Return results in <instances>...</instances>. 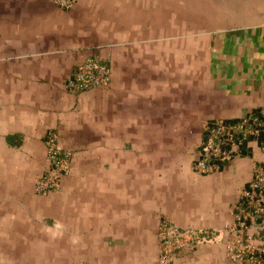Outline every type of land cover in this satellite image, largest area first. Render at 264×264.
<instances>
[{"label": "crops", "instance_id": "0c3cea01", "mask_svg": "<svg viewBox=\"0 0 264 264\" xmlns=\"http://www.w3.org/2000/svg\"><path fill=\"white\" fill-rule=\"evenodd\" d=\"M69 1L0 0V264H160L162 220L208 237L171 264H233L222 229L264 132L194 163L210 121L264 108V0ZM96 54L109 85L72 92ZM49 130L71 171L42 195Z\"/></svg>", "mask_w": 264, "mask_h": 264}, {"label": "built area", "instance_id": "2783aa9c", "mask_svg": "<svg viewBox=\"0 0 264 264\" xmlns=\"http://www.w3.org/2000/svg\"><path fill=\"white\" fill-rule=\"evenodd\" d=\"M55 1L64 8L70 4L69 0ZM110 80L108 64L98 56L91 55L74 67L65 84L72 92L79 93L106 87ZM206 132L194 163V169L201 173L209 172L216 164L228 161L238 154L239 147L249 137H258L264 132V108L257 114L245 115L236 121L212 120L207 124ZM45 148L47 163L35 179V191L42 195L57 190L61 179L71 171V153L60 145L52 130L45 134ZM263 204L264 162L255 166L249 187H245L240 193L234 221L222 229L228 258L233 264H264ZM157 233L160 264H171L174 258L192 250L199 241L208 238L203 230L181 227L169 220L160 222Z\"/></svg>", "mask_w": 264, "mask_h": 264}, {"label": "trees", "instance_id": "16d2710c", "mask_svg": "<svg viewBox=\"0 0 264 264\" xmlns=\"http://www.w3.org/2000/svg\"><path fill=\"white\" fill-rule=\"evenodd\" d=\"M246 187H249V183L247 184ZM263 208H264V204H263ZM259 218L261 219V218H263V216H262V217H259ZM262 237H263V239H264V226H263V231H262Z\"/></svg>", "mask_w": 264, "mask_h": 264}, {"label": "rangeland", "instance_id": "374dc122", "mask_svg": "<svg viewBox=\"0 0 264 264\" xmlns=\"http://www.w3.org/2000/svg\"><path fill=\"white\" fill-rule=\"evenodd\" d=\"M95 56H98L99 58H100V55H98V54H96ZM102 59V58H101ZM103 60V59H102ZM103 61H105V60H103Z\"/></svg>", "mask_w": 264, "mask_h": 264}]
</instances>
